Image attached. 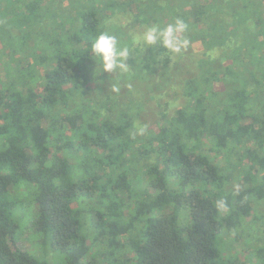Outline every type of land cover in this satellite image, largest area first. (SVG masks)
<instances>
[{
  "label": "trees",
  "instance_id": "trees-1",
  "mask_svg": "<svg viewBox=\"0 0 264 264\" xmlns=\"http://www.w3.org/2000/svg\"><path fill=\"white\" fill-rule=\"evenodd\" d=\"M176 18L182 54L133 44ZM101 30L131 47L128 73H95ZM1 59L0 264H240L219 237L264 199V0H0ZM147 73L180 89L151 124L103 85Z\"/></svg>",
  "mask_w": 264,
  "mask_h": 264
},
{
  "label": "rangeland",
  "instance_id": "rangeland-1",
  "mask_svg": "<svg viewBox=\"0 0 264 264\" xmlns=\"http://www.w3.org/2000/svg\"><path fill=\"white\" fill-rule=\"evenodd\" d=\"M120 1L125 2L126 0ZM184 9L188 10L187 7H185ZM165 22L166 20L163 21V23ZM67 26L68 23L67 20H65V27ZM206 26L207 23L206 25L202 24L199 26L198 30L202 32V30H204ZM193 45L199 47L200 44L198 41H195ZM262 51L263 50H260L257 55L261 56L263 54ZM210 55L211 57H214L216 56V53H211ZM245 59L248 60V58ZM216 60L218 61V59ZM226 60L229 59H226V57L222 59L223 62H226ZM12 62V64H9L5 62V59L0 60V77L4 76V74L9 71L8 68L10 67V65L11 67L15 66L16 63L14 62V60ZM228 62L230 64H233V60L231 59ZM20 63L25 65L27 61L25 59H21ZM217 63H219V61ZM233 65L237 67L239 64ZM250 65H248L247 67L249 69H253L252 65ZM243 67H245V64L243 66H238L239 70L241 69V71H243ZM201 71L202 69L193 68L187 74L191 76L193 75L194 77H198L201 74ZM158 76L154 73H147L139 78L129 77L126 81L125 86L121 83L117 84L118 82L114 81L115 78L113 77L110 79L109 82H107L106 77L103 80V85H107V89H110L109 85L112 86L116 84L117 87L119 86V91L117 92L115 99H118L120 103L134 101V103L138 104L141 109L143 107V109L138 112V118L140 121L144 120L145 123L151 124L155 119H157V116L159 115L158 111L161 110L159 105L156 104V99L157 101H159L160 98L161 102L165 104H163V106L167 107L165 101L169 99V95H174L176 94L175 92L180 91L178 84L175 83L176 88H174V90L169 89L167 81L162 79L161 82H159L160 78ZM215 88L219 90V92L225 93V91L229 89V86L218 85ZM138 105L134 107L135 110L138 108ZM233 186H237L236 181H233L227 187ZM23 190V187H19L16 190V193L22 194ZM22 223L25 225L27 221H25V223L23 221ZM219 238L220 246L223 249L222 251L224 252V258H227L228 256L229 258H232V255H237V259L240 264H259L257 262L259 258L257 259L255 257V254L257 252V248L264 247V199L255 201L253 213L249 218L246 219V221L243 222L240 227L236 228L231 232L222 229ZM18 242L22 248H26L28 246L29 248H32V243L28 236V228L20 232ZM34 245H36L35 242ZM29 250H31L30 252L33 254L36 253L33 249ZM124 256L126 255L124 254Z\"/></svg>",
  "mask_w": 264,
  "mask_h": 264
},
{
  "label": "clouds",
  "instance_id": "clouds-1",
  "mask_svg": "<svg viewBox=\"0 0 264 264\" xmlns=\"http://www.w3.org/2000/svg\"><path fill=\"white\" fill-rule=\"evenodd\" d=\"M187 30L188 24L182 18H176L172 23L163 26L152 24L142 33L133 36V44L143 52L159 43L168 52L182 54L187 49L189 40L181 34ZM131 52V47L122 43L117 35L107 30L99 31L90 45V56L94 57L96 62L95 73H128ZM112 90L118 92L119 88L113 85ZM144 131V127L138 129L141 134ZM214 207L217 211H223L227 202L224 198H219L214 202Z\"/></svg>",
  "mask_w": 264,
  "mask_h": 264
}]
</instances>
